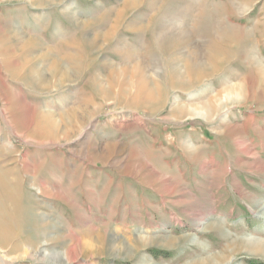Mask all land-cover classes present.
Returning <instances> with one entry per match:
<instances>
[{
	"label": "rangeland",
	"instance_id": "obj_1",
	"mask_svg": "<svg viewBox=\"0 0 264 264\" xmlns=\"http://www.w3.org/2000/svg\"><path fill=\"white\" fill-rule=\"evenodd\" d=\"M203 15L211 23L249 31L248 38L237 45L222 41L223 52L234 54H226L229 62L215 75L185 90L167 89V60L209 38ZM195 21L201 25L191 33ZM162 24L181 27L182 40L158 45L153 37ZM7 26L24 39H38L53 58L77 53L71 59L76 78L53 85L45 63L40 67L51 82L47 89L14 80L21 58L5 47ZM0 30V173H8L5 188L13 192L6 196L0 185V206L25 229L21 239L31 238L28 250L49 241L40 250L62 252L70 240L84 241L88 234L94 248L77 247L69 264H191L222 254L232 241L264 243V221L251 211L253 203L259 204L255 210L264 203V84L255 67L264 68V0H0ZM183 35H189L188 42ZM171 43L176 49L169 52ZM203 52L198 55L202 61ZM136 65L149 78L159 77L156 104L132 102L136 85L130 69ZM116 72L126 81L123 96L109 78ZM95 77L103 79L105 98L91 85ZM232 82L241 85L240 97L224 102L214 118L172 116L173 100L201 104ZM73 110L84 118L79 124L71 121ZM43 112L60 125L56 134L76 135L45 144L26 138L38 132L32 119ZM38 185L59 198L40 195ZM192 209L202 211L212 228L199 232ZM40 217L51 225L34 230ZM94 230L106 241L115 236L127 250L140 237L180 242L169 249L143 246L134 256L127 257L126 250L116 257L97 247ZM0 246V264H45L22 258L27 249L11 253L8 245ZM229 264H264V257L236 254Z\"/></svg>",
	"mask_w": 264,
	"mask_h": 264
},
{
	"label": "bare ground",
	"instance_id": "obj_2",
	"mask_svg": "<svg viewBox=\"0 0 264 264\" xmlns=\"http://www.w3.org/2000/svg\"><path fill=\"white\" fill-rule=\"evenodd\" d=\"M203 17L206 20L204 24L202 25V28L205 32V35L209 36V38L208 40H206V42L199 45L198 48L190 44L189 47H187V50L185 51L178 50L176 52L177 53L176 56H173L167 60V64H168L167 70L164 74L165 77H167L166 79H168L167 84H166L167 89L185 90V89L193 87V85L197 83H200L202 80L215 75V73L218 72V70H220L224 66V64H227L229 62V60L227 59L228 55H226L228 52L227 53L223 52L224 45H222V41L230 40L231 42L237 45L241 41L243 36L245 37V39L248 38L249 31H246L244 29H238L232 26H227V25H224L223 23L222 24L214 23V22L211 23L206 18L207 16L205 17V15H203ZM195 22L196 24L193 25V29L191 30V33H194L195 31H197L198 27L201 25L199 21L198 22L195 21ZM138 30H142V27H139L138 29H136L135 32H138ZM180 30H181V27L177 26L175 28H172V27H167L162 24L161 26H159L158 32L156 36L154 35L153 38L155 39V42L158 43V45H161V43H164V41L168 42V44L171 41L178 42L179 40H182V36H180ZM200 31L201 30H199L198 32ZM2 34H3V40H5V45H6L5 47H7L8 51H10L11 56H17L21 58L20 62L17 65V68L19 70L16 76L19 78L14 79V80L26 82L27 84L30 82L29 83L30 86L36 87L40 90L47 89L49 83L51 82H49V80L42 74L44 71H42L41 73V67H40L41 65H44L45 63H49V67L47 68L46 73L49 74L51 77H53L54 79V81H52V83H54L53 85L58 86V85H62L65 83H69L74 77L76 78V75H74L75 72L73 73L74 69L72 70V67H71L72 66L71 59L75 58L76 57L75 55L77 53L75 55L63 54L61 58L56 59V58L51 57V51H50L51 49L50 48L43 49L38 39L37 40L31 39V38L24 39L20 33H18L12 27H9V26L5 27V29L2 31ZM262 34H263V31H261L260 36H263ZM188 38H189V35H183V41L188 42L189 40ZM71 44H72L71 46L75 48L74 43H71ZM170 45H168V47L171 50V51L169 50V52L175 51L176 48L174 47V45L172 43ZM200 51H205L203 52L204 55L203 56L201 55V58L203 59L205 58L204 61H202L200 57H198V55L200 56L201 54ZM218 53H223L225 54V56H223V58H219L220 56L218 57L217 55ZM228 54H234V53L230 52ZM63 61L64 62L68 61L70 66H67V67L62 66L64 64V63L62 64ZM255 67H257V69L255 68L256 73H257V78L262 84H264V68L262 67L260 68L257 65ZM130 74L136 85V94L132 98L133 103H137L143 106L150 102L155 103V101L161 98V93L159 94L158 84H156L159 82L158 81L159 77L155 75V73L152 76L155 79H151L149 78L146 69L142 67V65H136L135 67H132L130 69ZM109 78L111 79V82L113 85L119 86L120 91H122L121 93L122 96L126 94L127 85L122 75L120 76V74L117 73V75L113 76V73H111ZM102 80L100 79V77H95V78H92L90 82H91V85H94V87L96 86L98 88L99 95L102 98H105L108 95V92L106 90V87L103 85L104 83L102 82ZM232 83H233L232 85H228L225 88L221 89L220 93L219 92L216 93L215 96H212L210 100L205 101L201 104L189 106V105H184V104H178L175 100H173L172 106L174 109L172 113L171 112L170 113L175 118H182V117H187L189 119L199 118V119L208 121L210 118H212L214 115H216L221 110L222 105L225 104L224 102H228V101L230 102V100H232L233 98L236 99L240 97V93L242 90L241 89L242 87H240L241 85L234 83V82ZM161 89H162V86H161ZM163 94L165 95V93L162 92V95ZM191 98L192 97H190V99ZM86 103H84V105H88L90 101L88 104ZM157 110L155 111L157 112ZM39 112L37 111V113ZM71 116H72L71 121H73L76 124H79L84 119V118H80L79 116H77V110H73L71 112ZM71 121L70 120L68 121L67 127L71 126L72 124ZM32 124L35 126L34 129H36V131L38 132L34 131L35 134H25L24 136H26V138L33 139L35 141H40L44 144L45 142H56L58 140V137L64 140V139H68L69 137L76 135V134H56L58 133V131H60V125L57 123L53 115L49 113L43 112L39 115L36 114L34 118L32 119ZM39 125L41 126V128H39L40 127ZM69 128L70 127H68V130ZM68 133H72V128H70ZM131 153L135 156V153L133 152ZM131 157L133 156L131 155ZM0 170L2 169L0 168ZM6 173L5 172L0 173V185L4 188L6 187L7 182H8L7 181L8 177L6 178ZM9 186L10 185H8V187ZM4 190H5V193L7 194L6 196L9 195L8 197H11L13 195V192L11 191V189L5 188ZM36 190L42 196H47V197H51L54 199L59 198L58 193L57 194L49 193L48 189L45 190V188L42 187V185H38L36 187ZM253 205H254V210H251L253 212V215L256 218H259L260 220L264 221V203L261 204V208L258 210H255L256 207L259 206L258 202H255V204L253 203ZM192 214H193L192 216L193 225L199 232H205V231H208L210 228H212L208 226L209 225L208 219L203 217L202 211L192 209ZM39 221L40 222H37L34 225V228H35L34 230H37L39 228L45 229L46 228L45 226L51 225L49 222L46 224L47 221L43 217H40ZM12 222H14V224ZM52 228L56 230V227L53 226ZM24 230L25 229H23L19 221L11 220V217H9V215L5 213V210L1 208L0 206V244L8 245L11 253H15L21 249L22 250L27 249V251H23L25 252V255H24L25 257L22 256V258H31L33 260L37 259L38 262L45 263V264H69L71 257H72L70 252L71 251L73 252L74 250L76 251L77 247H80L81 249L86 250V251L90 250L91 247L94 248V245L91 243L92 238L89 239L90 235L88 236V234H86L85 237L87 238V240L80 241V242L70 240L69 243H66L65 249H63L64 251L62 252L55 251V250L51 252H45L44 250L43 251L40 250V248L47 246L49 241H44V243H40L39 244L40 246L38 245V248L36 251H30L28 250L29 249L28 246L30 245V243L28 244L27 242L31 238L26 239L27 237H25L24 235L23 239L25 240L23 241V239H21V235H23ZM92 232H94V235H95L94 238H95L96 244H98L97 247L100 245L101 249H103L104 247L108 248V250L113 253V256L117 257L119 254L122 255L123 252L127 250V246L123 245L122 242H119L116 239H114L115 236L110 237L108 239L109 241L107 240L108 241L107 242L105 239V235L101 231L99 232V231L94 230ZM56 237H58L59 239H62L63 234L58 233V236ZM18 238L19 240H17ZM179 242H180L179 240H172V239L170 240L166 236H163V237L153 236V237H150L149 239L140 237L134 240L133 243L129 246L130 248H128V250L126 251L127 257L134 256L137 253V251L140 250L141 247L143 246L159 245V246L169 249V248H174L176 245H178ZM236 254H247L250 256L264 257V243L262 241L255 243V241H253L252 238H247L245 239L244 242L242 241L233 242L232 241L231 246L226 251H224L222 254H218L213 257H200L199 259H196L191 264H229L231 257L235 256ZM7 260L11 262V261H15L16 258H9Z\"/></svg>",
	"mask_w": 264,
	"mask_h": 264
}]
</instances>
